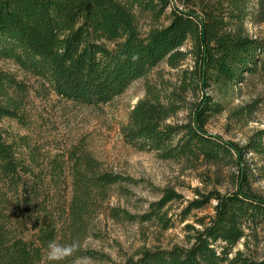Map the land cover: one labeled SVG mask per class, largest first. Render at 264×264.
<instances>
[{
  "label": "trees",
  "instance_id": "obj_1",
  "mask_svg": "<svg viewBox=\"0 0 264 264\" xmlns=\"http://www.w3.org/2000/svg\"><path fill=\"white\" fill-rule=\"evenodd\" d=\"M249 23L264 24V0H0V61L14 62L60 99L93 109L112 103L165 62L177 70L176 83L158 75L148 85L122 127L124 142L162 160L236 170L232 190L201 194L187 208L190 214L216 203L214 216L191 230L189 247L145 249L127 264H264V257L256 261L236 251L247 231L264 225V196L254 189L264 180V129L245 145L206 130L226 107L204 89L225 98L247 76L264 84V38L250 36ZM189 59L193 65L182 69ZM28 93L25 83L0 72V122L22 120ZM189 94L200 98L187 120L168 123L187 108ZM261 103L238 106L230 118L251 122ZM23 144L9 141L0 127V264H57L47 260L53 240L76 241L75 255L92 257L81 246L94 214L107 209L114 219L171 228L164 209L180 198L174 191L166 190L143 215L106 209L112 189L126 177L104 169L83 144L42 162L38 153L22 154Z\"/></svg>",
  "mask_w": 264,
  "mask_h": 264
},
{
  "label": "rangeland",
  "instance_id": "obj_2",
  "mask_svg": "<svg viewBox=\"0 0 264 264\" xmlns=\"http://www.w3.org/2000/svg\"><path fill=\"white\" fill-rule=\"evenodd\" d=\"M248 33L255 38H264V24H247ZM191 47L188 43L183 50ZM193 65L187 60L182 69ZM0 72L9 73L29 88L27 98L20 108L22 120L4 119L0 127L9 141H17L21 153L30 151L39 154V161L52 157L74 145H84L103 165V168L123 175L128 179L112 189L104 204L105 208H116L134 216L149 212L152 203L162 200L166 190L180 196L166 206L167 220L171 228L164 229L157 222L125 221L114 219L109 211L95 213L89 224V235L81 249L92 253V264H127L130 258L145 249H171L174 246L189 247L192 229H201V220L209 221L214 216L215 202L187 214L191 202L202 200L211 192L222 194L232 190V175L235 168L217 169L205 163L190 164L185 161L162 160L155 152H142L127 145L121 135L123 125L135 105L146 98L147 87L158 75L164 76L169 84L177 81V70L164 62L148 77L132 84L129 89L112 103L98 109L82 107L60 99L42 81L24 72L12 61H0ZM169 81V82H168ZM168 84L166 86H168ZM172 87L169 89L171 91ZM214 95L226 107V111L212 117L206 130L225 141L245 145L248 138L258 129H264V84L258 76H247L245 83L230 92L225 98L216 89H204ZM200 96L189 94L184 111L172 117L168 123L177 124L187 120ZM255 99L262 103L251 122H237L230 112L238 106ZM23 137L21 140L20 138ZM253 158L257 163L258 158ZM46 163V162H45ZM264 196V180L254 184ZM242 240L236 251H243L253 260L264 257V225ZM255 235V236H254ZM85 264H88L86 261Z\"/></svg>",
  "mask_w": 264,
  "mask_h": 264
},
{
  "label": "clouds",
  "instance_id": "obj_3",
  "mask_svg": "<svg viewBox=\"0 0 264 264\" xmlns=\"http://www.w3.org/2000/svg\"><path fill=\"white\" fill-rule=\"evenodd\" d=\"M133 59H136L134 57ZM79 250V244L76 241H73L71 244H60L56 241H49L47 244V260L49 262H61L69 259L70 257H75L72 260V264H85L87 261L88 264H92L90 257L76 256L75 254Z\"/></svg>",
  "mask_w": 264,
  "mask_h": 264
}]
</instances>
